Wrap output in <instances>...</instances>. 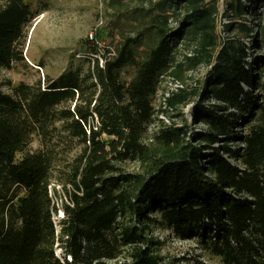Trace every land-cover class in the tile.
Returning a JSON list of instances; mask_svg holds the SVG:
<instances>
[{"label":"trees","instance_id":"trees-1","mask_svg":"<svg viewBox=\"0 0 264 264\" xmlns=\"http://www.w3.org/2000/svg\"><path fill=\"white\" fill-rule=\"evenodd\" d=\"M220 2H160L113 52L98 29L85 72L0 88V264H165L157 225L198 238L224 264H264V21L247 20L261 0H226L224 40ZM173 7L184 9L176 28ZM37 15L27 0H0V70L25 61ZM249 40L263 52L254 63ZM200 66L212 67L193 112L204 130L187 140L188 126H168L148 147L163 79L184 82ZM191 95L178 88L164 105L182 111ZM65 141L80 149L60 170ZM135 161L142 173L122 170ZM53 185L66 201H54Z\"/></svg>","mask_w":264,"mask_h":264},{"label":"rangeland","instance_id":"rangeland-1","mask_svg":"<svg viewBox=\"0 0 264 264\" xmlns=\"http://www.w3.org/2000/svg\"><path fill=\"white\" fill-rule=\"evenodd\" d=\"M164 1L167 0H153L154 3L151 4L150 0H145L143 5L142 0H27L38 15L29 29L24 54L25 61L15 63L9 70H0V88L6 93H11L9 84L26 83L36 86L40 82L45 87L49 80H56L65 72L78 68L85 72L89 67V62L92 61L88 53L91 34H96L98 29H102L106 34L103 44L113 52L124 35L134 34L141 29V26L147 25L153 17V11L159 12L160 10L157 4ZM178 8L173 7L167 10L172 17L171 22L174 28L180 25L184 15V9ZM225 10L226 0H221L217 17V31L221 40L227 37L224 26L229 24ZM256 14L257 17L254 19L247 17V20L257 23L264 21V0H261L260 5L257 6ZM247 47L253 54L249 62L254 63L257 55H263L259 47L252 51L254 47L251 40L247 41ZM188 52L186 47H180V61ZM211 68V66L188 68L184 82L170 77L163 79L154 104L156 118L145 137V144L148 147L156 144V136L168 126H188L187 140L204 130V125L193 120V112L199 103L203 104L198 92L209 76ZM133 72L132 69L128 70V78L132 77ZM178 88H185L192 93L191 102L182 111H173L164 105V101L171 92H175ZM247 90L250 92L248 87ZM213 104L214 102L210 101L204 103L205 106ZM66 142L60 143L58 147L60 170L74 159L80 149L77 142L72 145ZM39 146L40 142L35 138L29 151H36ZM238 146V144L234 145L233 148ZM121 166L122 170L127 173L143 172L140 161ZM58 180L61 181V179ZM53 188L56 189L50 193L57 204L67 200L64 188L59 185L56 187L53 185ZM63 217L60 211L54 218L55 223L58 224ZM151 232L154 237L164 243L159 254L165 259V264H224L223 259L202 246L198 238L183 240L179 238L174 229L159 225L152 227ZM56 254L62 257L60 250H57Z\"/></svg>","mask_w":264,"mask_h":264},{"label":"built area","instance_id":"built-area-1","mask_svg":"<svg viewBox=\"0 0 264 264\" xmlns=\"http://www.w3.org/2000/svg\"><path fill=\"white\" fill-rule=\"evenodd\" d=\"M97 39H96V34H91V36H90V41H92V42H95ZM102 46H103V44H102ZM112 51V50H111ZM95 118H96V121H97V116H95Z\"/></svg>","mask_w":264,"mask_h":264}]
</instances>
